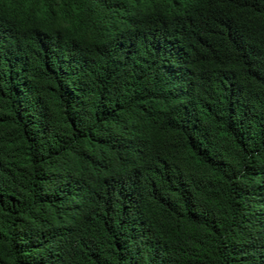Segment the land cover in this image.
Segmentation results:
<instances>
[{
	"label": "trees",
	"instance_id": "trees-1",
	"mask_svg": "<svg viewBox=\"0 0 264 264\" xmlns=\"http://www.w3.org/2000/svg\"><path fill=\"white\" fill-rule=\"evenodd\" d=\"M0 264H264V0H0Z\"/></svg>",
	"mask_w": 264,
	"mask_h": 264
}]
</instances>
